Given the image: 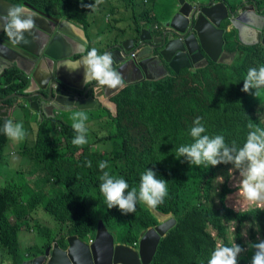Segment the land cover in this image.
I'll return each mask as SVG.
<instances>
[{
  "label": "trees",
  "instance_id": "1",
  "mask_svg": "<svg viewBox=\"0 0 264 264\" xmlns=\"http://www.w3.org/2000/svg\"><path fill=\"white\" fill-rule=\"evenodd\" d=\"M6 1L14 5L28 3L77 24L86 33L85 48L99 45L86 31L92 9L81 6L82 2L95 0ZM122 1L132 10L130 29L138 33L141 28H153L158 34L165 28L163 23L173 16L177 2L167 0L173 2L172 6L157 11L154 4L166 0ZM220 1L229 7L237 0ZM255 1L264 4V0ZM162 5L165 9L166 2ZM221 27H227L226 23ZM223 37L224 49L236 52L233 61L218 63L207 58L195 71L184 68L177 73L167 67V73L160 78L127 82L112 93L107 99L115 103L114 113L103 103L84 110L94 125L87 127L88 142L83 146L72 144L75 132L65 114L60 118L42 116L41 121H36L31 146L23 145L18 151L28 163L27 170L18 167L8 178L0 173L5 177L0 186V264H21L43 255L53 242L65 248L67 236L87 242L93 238L99 221L115 242L131 246H136L148 227L159 223L153 211L141 202H137L135 213L107 208L99 191L101 161L109 164L105 171L127 181L129 190L138 189L140 175L146 169L167 181V196L154 210L170 214L175 223L160 237L148 264H207L215 247L234 242L244 249L238 264L250 263L253 250L249 243L264 239V202L249 203L241 196L239 183L230 185L239 173L231 164L197 167L176 157L179 146L193 142L189 132L197 117L202 118L204 134L223 135L229 146L233 142L237 147L244 144L250 123L264 128V89L259 92L260 101L249 100L250 94L254 98L255 89L242 91L247 70L264 65V48L260 44H241L234 30H226ZM117 38L105 47L99 45L103 52L115 49V44L124 40ZM28 84L26 74L15 65L0 73V106L6 107L5 113L0 111V172L8 166L3 153L8 141L3 124L10 119L14 104L29 109L27 99L9 95H25ZM91 91L95 97L101 94L99 87ZM71 109H65L66 115L77 110ZM39 209L54 219L52 227L38 220L30 224L29 217ZM19 228L32 229L37 234L33 244L23 251L17 241Z\"/></svg>",
  "mask_w": 264,
  "mask_h": 264
},
{
  "label": "water",
  "instance_id": "2",
  "mask_svg": "<svg viewBox=\"0 0 264 264\" xmlns=\"http://www.w3.org/2000/svg\"><path fill=\"white\" fill-rule=\"evenodd\" d=\"M177 1L180 7L169 21L164 23L165 30L158 40L161 47L160 58L145 56L142 51L136 52L133 39H124L115 45V50H118L125 58L130 53H135L136 59L131 58V60L141 69L145 78L157 79L164 76L167 73L166 65L177 73L180 69L193 70L195 67H201L206 63L207 58L218 63L231 62L235 58L236 52L224 49L223 35L226 30H234L237 40L243 45L260 44L264 48V14L247 6L249 3L245 2L246 0H239L229 7L223 1L211 4L212 0H207V3L200 5L201 2H198L196 6L188 2L185 3V0ZM12 5L14 4L6 0H0V13H6ZM23 5L46 18H54L28 3H23ZM197 7L199 8L197 9ZM222 20L227 21V27H220ZM65 27L68 26L63 23L57 27V30L86 47L87 41L75 36ZM147 38H149V31L145 28L141 29L138 39ZM27 51V46L22 41L14 42L7 36L3 31V21H0V61L13 56L26 55ZM45 55L55 58V55L48 53V50L45 51ZM149 67H158L164 72L153 78L148 75ZM36 81L40 84L38 80ZM31 83L30 80L25 90L26 95L13 93L9 96L26 98L29 108L35 112L38 111L37 120L41 121L42 111L37 105V101L30 100V98L43 93L31 90ZM43 84L39 85L40 90L46 91L42 97L52 101L53 105L78 110L97 108L96 97L89 91L96 86L95 82L84 90L77 79H69L62 73L57 74L55 71H51ZM99 88L104 96L113 93L108 92L107 95V87ZM79 91H83V93L79 95L77 93ZM86 94L88 95L86 96ZM152 211L159 213L154 209ZM159 214L165 219L158 220L157 225L148 227L142 232L136 246L115 242L111 232L99 221L91 241L83 242L77 236H67L66 248L53 242L43 255L23 261L21 264H79V261H82L81 264H85V260L90 261L89 264H148L160 237L165 236L167 230L175 223V219L170 214Z\"/></svg>",
  "mask_w": 264,
  "mask_h": 264
},
{
  "label": "clouds",
  "instance_id": "3",
  "mask_svg": "<svg viewBox=\"0 0 264 264\" xmlns=\"http://www.w3.org/2000/svg\"><path fill=\"white\" fill-rule=\"evenodd\" d=\"M218 1L220 0H214L212 3ZM101 2L102 0H95L94 3L89 4L82 2L81 6L94 9ZM0 21H3V31L14 42L23 41L24 34L31 32L35 26L34 14L23 5L10 6L6 13H0ZM79 51L81 53L80 59L67 63L65 67L73 71L83 67L84 84L95 82L96 86L93 88L107 87L109 89L124 86L122 74L113 67L114 61L110 52L105 50L101 53L96 48L88 49L85 47H81ZM251 89L256 90V96L264 89V65L250 67L247 70L242 91L247 93ZM101 95L104 96L102 92ZM15 105L13 107H16ZM62 108L66 109L67 107L62 106ZM69 119L75 132L72 144L83 146L88 142V129L86 127V122L89 119L88 114L82 109L75 110L70 114ZM201 119L197 117L190 128L189 135L193 142L179 146L176 157H183L190 165L197 167L203 165L207 168L221 163L231 164L239 171L241 178L239 192L245 201L249 203L264 202V128L250 123L248 125L250 131L244 144L237 147L233 142L229 146L225 143L223 135L210 136L204 134L206 129L201 123ZM2 131L10 141L15 142L23 141L27 135L23 123L14 121L11 119V115L10 119L5 120ZM86 163L88 167H91V161ZM107 168H109L107 161L99 163V169L102 172L98 178L100 181L99 191L104 197L107 208L118 207L122 213L128 214L135 213L137 202L153 209L164 202L168 191L167 181L157 178V174L153 170L146 169L141 173L138 189L132 187L129 190L127 181L123 177L113 175L110 171H105ZM249 247L253 250L249 264H264V239L250 242ZM243 250L235 242L231 246H217L208 256L207 264H238V257Z\"/></svg>",
  "mask_w": 264,
  "mask_h": 264
},
{
  "label": "crops",
  "instance_id": "4",
  "mask_svg": "<svg viewBox=\"0 0 264 264\" xmlns=\"http://www.w3.org/2000/svg\"><path fill=\"white\" fill-rule=\"evenodd\" d=\"M122 4L124 5V2ZM176 6L179 7L180 4L176 2ZM27 9L34 14L35 20L34 28L31 30V32H26L24 34V40L22 41L27 46L28 51L26 55L13 56L9 59L1 60L0 73L5 67L15 65L26 74L29 79V83L30 80L32 81L30 89L33 91H39L44 95L46 94V91L40 90L39 85H44L43 83L48 79L51 71H55L57 74L62 73L69 79H77L84 90L88 87H91L93 84L92 82L89 84H84L83 67L75 71L69 70L65 67L67 63L75 62L80 59V57L75 58L74 55L81 54L79 49L84 46L80 42H77L64 35L61 31L57 30V27L64 23L68 26L65 27V29L69 30L75 36L80 37L82 40L88 42L85 31L79 25L74 24L66 19H59L56 17L49 19L29 8ZM119 19H121L119 16L113 18L115 22H117ZM89 36L93 42L97 41L96 38L98 36L96 37L95 33H89ZM122 38L126 39L125 36ZM46 50H48V53L54 54L55 58L45 55ZM110 53L113 56V67L122 74L125 83L138 80L137 78L139 77V72L141 70L137 67L134 61L125 58L124 55L118 52V50L112 49ZM153 68L154 67H149L148 69V75H150V77L154 78L156 75L162 74L164 72L163 69H156L154 71ZM132 75H135V79L130 78ZM36 80H38L40 84H38ZM117 89L118 88H107V93H114ZM25 90L26 89H24V92ZM89 91L91 92V90ZM43 94H37L30 98V100L37 101V105L42 111V113L39 111L42 116L51 117L53 114L58 113V111L64 112L62 115L66 114L64 108H60V105H53L52 101H48L42 97ZM92 94L93 92H91V95ZM103 98L107 99L106 96L96 93L97 105L103 100ZM19 102L23 103L22 100H19ZM104 102L105 101H103V103ZM36 114L38 115V111Z\"/></svg>",
  "mask_w": 264,
  "mask_h": 264
},
{
  "label": "rangeland",
  "instance_id": "5",
  "mask_svg": "<svg viewBox=\"0 0 264 264\" xmlns=\"http://www.w3.org/2000/svg\"><path fill=\"white\" fill-rule=\"evenodd\" d=\"M193 1L195 0H185L184 2L185 3L188 2L189 4L194 5L195 3ZM164 2H166L165 9L162 5ZM122 3H123L122 0H102V2L98 4L94 9H92V11L89 13V22L90 21L91 22L87 25L86 31L88 33H96L98 35L96 40L99 41V45L101 47H105L106 44L108 43L111 44L110 42H112L115 37H118L117 41H119L120 39H122V37L131 35V29L129 28L128 24L131 19L132 10L128 6L124 7ZM172 3L173 2L167 0L162 1V3H160L159 1V3L156 2L154 6L157 11H164V10H168L172 6ZM149 6H150L149 2L145 3V7L148 8ZM179 7H177V10L179 9ZM117 16H119L121 19H119L117 22H113V18ZM223 23L226 22L223 21ZM99 45L95 44L93 45V47L98 48L97 50L103 53V48H101ZM198 68L200 67H195L193 68L192 71H195ZM134 77L135 75L130 76L131 79H135ZM145 77L146 76H143L139 72V77L137 79H141ZM109 93L106 94L108 95ZM110 95L111 94H109L106 97L108 98ZM249 100L260 101L261 96L258 94L257 96L255 95L254 98H251V94H250ZM103 101L105 102L103 103ZM100 103H103L105 106L110 108L113 113L116 111L115 103L112 100L103 98V100ZM72 110L75 109H71L70 111ZM63 113L64 112L58 111V113L53 114L52 116L55 118H60ZM65 116L69 118L70 115L65 114ZM11 119L17 122H22L27 135L23 141L15 142V141H10L8 139L7 143L3 145V153H4L5 161L8 162V166H6L5 169L0 173H4L6 175V178L12 176L14 172H17L18 167H24V169L27 170L28 163L25 158L19 155L18 151L21 150L23 145L31 146L32 143L29 140L31 139V136L32 137L34 136L37 126L36 123L37 114L34 110L30 108L26 110L21 107H14L12 110ZM70 123H72L71 120ZM93 125H94L93 120H88L86 122V127ZM45 148L48 149L49 147H45ZM4 178L0 175V186H2L5 183ZM240 179L241 178L239 176V173L235 174L230 181V185H235V183H239ZM16 184H18V182ZM145 206L149 208L150 211L152 212L153 208H150L147 205ZM152 213L158 218L159 221L165 219V217H162V215L159 213H154V212ZM36 220L49 227H52L53 223H55L54 219L49 214L42 212L40 209L33 212L32 216L29 217V222L31 225L35 224ZM35 236H37V234H35V231H32V229L28 231L25 230L24 228H19V231L17 233V241L19 243V248L23 251L25 248L29 247L35 241ZM23 261H27V260H23Z\"/></svg>",
  "mask_w": 264,
  "mask_h": 264
},
{
  "label": "flooded vegetation",
  "instance_id": "6",
  "mask_svg": "<svg viewBox=\"0 0 264 264\" xmlns=\"http://www.w3.org/2000/svg\"><path fill=\"white\" fill-rule=\"evenodd\" d=\"M212 1H214V0H212ZM212 1H211V3H212ZM237 1H239V0H237ZM237 1H235V2L233 3V5H234L235 3H237ZM193 2L195 3L193 6H196L197 3H198L199 1H193ZM245 2L249 3L247 6L251 7V9H254L256 12H258V13H260V14H264V4L259 3V2L255 1V0H252L251 3L248 2L247 0H246ZM205 3H207V0H206V1H202L200 5H203V4H205ZM214 3H216V2H214ZM212 4H213V3H212ZM233 5H232V6H233ZM23 6H24V5H23ZM199 7H201V6H199ZM199 7H197V9H198ZM223 21L226 22V26H227V21H226V20H222V21L220 22V27H221ZM189 24H190V23H189ZM144 28H145L146 30L149 31V38L144 39V40H139V39H138V38H139V35H140V33H141V29H143V28H141V29L139 30L138 33H136L135 31H133V30L131 29V35H130V36H126V39H133V42H134V49L136 50V52H138V51H142V54L145 55V56H148V57H151V58H160L159 52H160V50H161V47H160V42H159L158 40H159V38H160V36H161V33H162L165 29H164V28H161V33L158 34V33H155V31H154L153 28H147V27H144ZM157 41H158V42H157ZM115 45H116V44H115ZM111 50H112V49H111ZM111 50L106 49L107 52H109V51H111ZM134 54H135V53H130L129 55H127V56H128L127 58H129L130 60H131V58H132L133 60H135L136 57H135ZM162 63H163V62H162ZM164 64H165V63H164ZM166 67H167V65H166ZM166 67H165V68H166ZM156 69H160V68H156V67L153 68L154 71H155ZM140 70H141V69H140ZM140 73H141L143 76H145L144 73H143L142 71H140ZM73 91H74V90H73ZM80 92H81V93H80ZM77 93H78L79 95H81V94L83 93V91H79V92H77ZM87 95H88V94H86V96H87ZM0 100H2V99L0 98ZM0 107H1V108H0V111H1L2 113H5V112H6V107H5L4 105H1ZM13 108H14V107H12L11 112H12ZM82 241L85 242L86 240H83V239H82ZM136 245H137V244H136ZM65 248H66V247H65ZM81 263H82V261H79V264H81Z\"/></svg>",
  "mask_w": 264,
  "mask_h": 264
},
{
  "label": "bare ground",
  "instance_id": "7",
  "mask_svg": "<svg viewBox=\"0 0 264 264\" xmlns=\"http://www.w3.org/2000/svg\"><path fill=\"white\" fill-rule=\"evenodd\" d=\"M85 264H89L90 263V261H88V260H85V262H84Z\"/></svg>",
  "mask_w": 264,
  "mask_h": 264
},
{
  "label": "built area",
  "instance_id": "8",
  "mask_svg": "<svg viewBox=\"0 0 264 264\" xmlns=\"http://www.w3.org/2000/svg\"><path fill=\"white\" fill-rule=\"evenodd\" d=\"M91 240H92V238H91L90 240H89V238H88V242L91 241Z\"/></svg>",
  "mask_w": 264,
  "mask_h": 264
}]
</instances>
